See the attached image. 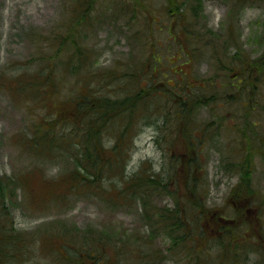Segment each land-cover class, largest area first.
<instances>
[{
    "label": "rangeland",
    "instance_id": "1",
    "mask_svg": "<svg viewBox=\"0 0 264 264\" xmlns=\"http://www.w3.org/2000/svg\"><path fill=\"white\" fill-rule=\"evenodd\" d=\"M86 1L78 68V53L54 56L48 41L75 21L81 0H0V176L11 179L0 197V263L257 264L245 239L264 238V157L247 154L239 124L264 129V0ZM46 60L59 82L49 111L15 90L23 71ZM131 75L141 79L135 91ZM186 91L201 98L178 105ZM80 92L100 94L90 108L111 103L101 119L81 109V156L62 141L73 139L64 120L79 113L70 99ZM38 121L57 140L45 154L34 143ZM77 167L90 182L74 190ZM97 171L103 182L92 179ZM148 175L154 188L135 181ZM246 188L260 197L244 214ZM214 212L228 221L229 244L250 249L243 259H221ZM83 250L98 261L83 260Z\"/></svg>",
    "mask_w": 264,
    "mask_h": 264
},
{
    "label": "trees",
    "instance_id": "2",
    "mask_svg": "<svg viewBox=\"0 0 264 264\" xmlns=\"http://www.w3.org/2000/svg\"><path fill=\"white\" fill-rule=\"evenodd\" d=\"M77 5L78 6H75V8L73 9V13H72V16L75 19V21H68L69 23H68L65 31L64 32H57V34H55V36L52 37L51 43H50V41H48V43H49V45L52 44L51 47L57 48L56 49L57 51L56 50L51 51V52H53L54 56L57 55V52H59L60 50L63 51L66 47H68L69 50H72L75 54L78 53L80 55V61H79V64H77V67L81 68V65L84 64L81 61V44H80V40H79L80 39L79 38L80 33H81V17L83 16V12L86 14L88 13L89 7H88V2L86 0H81V2L78 3ZM84 62H86V61H84ZM154 62L157 64H160L162 67L161 60L157 59L156 55L154 57ZM42 63L44 64V66L39 64L40 65L39 67H35V71H37V72H32V74H29L30 72H26L27 70L23 71L22 76H21L22 80L18 81V83L15 86V90L18 93V95L21 96V98L22 97L23 98L38 97L39 98L38 101H42L43 104L45 105V108L48 109V111H49L51 108H54L53 106H51L49 99H53L57 96V92L59 89V82L57 81L58 79L56 77V70L54 69V66L51 65V62L46 60V61H43ZM155 67H156V64H155ZM162 75H163V71H162ZM151 77L152 78L156 77V74H154V73L151 74ZM129 81H130V83H132L131 87L134 91L137 90L138 87H141V79H139L138 76L135 77V76L131 75V79H129ZM98 85L101 88L106 89L104 87V81H102ZM8 88H9V86H8ZM197 88L198 89H204V87H201V88L197 87ZM133 90H132V92H133ZM141 90H143V88H141ZM188 92L186 91L185 94H184V92H182L180 94L179 98L181 99V101L178 102V105L181 104V102L186 103V101L191 99V98H195V97L199 98V99L201 98V95H199L200 93H190L189 94ZM91 95H94V96H90L86 92H80L79 95L70 99L72 101V103H76L77 106L79 107L78 108L79 113L75 112V113L71 114V116L69 118L64 120V123H65L64 126H71L74 133L71 135V137L73 139L70 142H69V138L64 139L62 141H66L67 144H70L71 150L72 149L76 150V148L79 149L80 156H81V141H80L81 140V134H79L77 130L81 129V125L79 124V121H81L82 117L85 118V114H86V112L84 114H83V112L81 113V109H85V111H86L91 106V104H89L88 101L99 100V97H100L99 93L98 94H91ZM160 96L163 98L164 93H161ZM101 98L105 99L104 97H101ZM127 100L129 101V100H131V98L128 97ZM107 101H108V103H106L104 105H99L96 108H90L89 109L90 111H87V112H89V114L91 113L92 116H94L95 114H99L101 116L99 119H101L102 116H104L106 113H108L109 109H111L110 99H107ZM130 105L128 106V107H130L128 112H129V117L132 118L133 116H135L137 109H139V108H137V101L132 103L133 107ZM40 124H41V121L40 122L38 121L37 123H35V125H33L34 127L32 130L35 132L34 133V138H35L34 143H35V146L39 147L38 150H40L41 154H45V151L50 150L52 148V146L54 145V143H56L57 140H49L44 135V133L42 134L41 128H38V126ZM97 124H98V122H97ZM107 124L108 123H106V121L104 119H103L101 125L98 124L99 125L98 128H101V130H98L97 132H95L96 137L102 136V134H100V133L103 132L105 130V128H107ZM248 124L249 123H247L245 125V129L247 128ZM250 125L255 127L252 122L250 123ZM129 127H130V123L128 125L124 126L123 128L127 129ZM46 130L47 129H45V131ZM247 130H248V128H247ZM78 136H79V139L77 138ZM202 136H204V133ZM75 139H78V140H75ZM204 140H205V138H204ZM191 142H193V141L191 140ZM201 143L204 144L203 139L199 142V144H201ZM247 151H248L247 154L251 153V150H247ZM79 162H81V161H79ZM78 164L81 165V163H78ZM99 171H97V173L93 174L94 176L92 177V179L94 178L95 181L99 180L100 182H103V179L101 178L102 175L99 174ZM90 174L91 173H89V175ZM89 175H88V177H89ZM247 175L248 176L246 178H243V181L242 180L240 181V183L244 184L245 187L247 185L246 181L247 180L250 181V179H251V171L247 172ZM71 176L77 182V185L72 187L74 190H78L81 188V185H86V182L87 183L90 182L89 179L81 177V169L78 167L72 173ZM10 180L11 179H9V177L7 178V177L0 176V197L3 194L4 190H6V187L9 188V181ZM136 180H141L142 184L149 187V188H154V186H155L154 176H149V175L147 177L137 176L135 178V181ZM102 188L104 189V187H102ZM122 190H126L124 186H123ZM244 191H250L251 193H254L255 189L254 188H246L245 190H242V192H244ZM250 194H248V195H250ZM198 227L200 230L202 229L201 223L198 224ZM194 235L197 236V233H195ZM229 235L230 234L227 233V235H224L223 237H227ZM225 239H227V238H225ZM203 241H205V239H203ZM65 247L67 249H69V248L71 249V248L75 247L74 239H70V241L66 242ZM82 253L84 254L85 258L83 257V255H81ZM78 254L80 255L79 257H82L83 260H85V261L87 259H92L94 262L98 259V257H96L97 256L96 254L90 253L89 251H84V250L79 251ZM98 254H100V253H98ZM101 255L103 256V254H101ZM195 255L200 256L201 254H199V252H198V254L195 253ZM95 264H97V263H95Z\"/></svg>",
    "mask_w": 264,
    "mask_h": 264
},
{
    "label": "flooded vegetation",
    "instance_id": "3",
    "mask_svg": "<svg viewBox=\"0 0 264 264\" xmlns=\"http://www.w3.org/2000/svg\"><path fill=\"white\" fill-rule=\"evenodd\" d=\"M241 120L242 122L240 124L239 122H237V124H239L242 130L243 137L245 139H248V141L245 142V144L248 143V145L245 148L247 150H257L258 153L264 157V129L262 130L261 128L260 129L257 128V121L252 122V121L244 119V117ZM251 122L253 123L255 127L250 125ZM247 123H249L247 125L248 130L247 128L245 129V125ZM254 147H256V149ZM249 171L252 172L251 169ZM250 193H251L250 191H244L241 195H239V199L242 205L240 207V210H242L244 214L252 210L249 207V205L253 203L257 197H260V193H258V191L256 190L254 191V193H251V194ZM212 208H214V205H212ZM214 215H217V214L214 212ZM217 216L219 217V215ZM245 225H247V223ZM208 226L209 228H211L210 231L213 234V237L211 239L215 238L214 240L218 241V245L220 247H224L223 251H221L220 253V257L223 261L224 260L227 261L232 258H236V260H240V259H243V257L247 253L251 252L250 249H246V246H240L236 244L233 247L232 245L229 244L230 240L228 238L225 239L226 237H223L224 235H227L226 230L230 229V227L228 226V221L224 220L223 217H219V218L213 217L212 220L208 221ZM263 230H264V227H263ZM248 240H253L256 246L255 251L259 255V260L257 261V264H264V238H252L249 236L245 239V242H247ZM210 241L211 240L207 239V242H210ZM236 246H238L237 249H236ZM229 247L230 248L233 247L234 250L232 251L228 250ZM236 250H238L239 252H237Z\"/></svg>",
    "mask_w": 264,
    "mask_h": 264
}]
</instances>
